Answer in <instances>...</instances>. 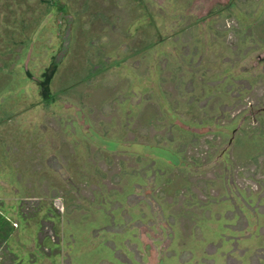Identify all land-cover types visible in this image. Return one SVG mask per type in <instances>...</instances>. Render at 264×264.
Masks as SVG:
<instances>
[{
	"label": "rangeland",
	"instance_id": "obj_1",
	"mask_svg": "<svg viewBox=\"0 0 264 264\" xmlns=\"http://www.w3.org/2000/svg\"><path fill=\"white\" fill-rule=\"evenodd\" d=\"M0 264H264V0H0Z\"/></svg>",
	"mask_w": 264,
	"mask_h": 264
}]
</instances>
